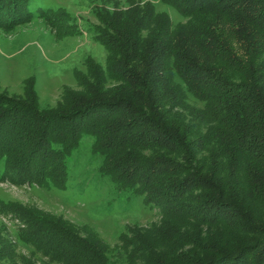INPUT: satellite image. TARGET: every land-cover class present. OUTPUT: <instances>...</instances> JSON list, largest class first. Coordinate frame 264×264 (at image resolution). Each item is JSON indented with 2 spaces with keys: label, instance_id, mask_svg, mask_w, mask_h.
Returning a JSON list of instances; mask_svg holds the SVG:
<instances>
[{
  "label": "trees",
  "instance_id": "trees-1",
  "mask_svg": "<svg viewBox=\"0 0 264 264\" xmlns=\"http://www.w3.org/2000/svg\"><path fill=\"white\" fill-rule=\"evenodd\" d=\"M159 1L183 20L152 0L94 11L106 65L86 57L54 109L0 95V181L66 188L67 157L91 134L115 192L141 196L160 221L112 248L3 203L21 224L17 241L0 237V264H264V0Z\"/></svg>",
  "mask_w": 264,
  "mask_h": 264
},
{
  "label": "rangeland",
  "instance_id": "rangeland-1",
  "mask_svg": "<svg viewBox=\"0 0 264 264\" xmlns=\"http://www.w3.org/2000/svg\"><path fill=\"white\" fill-rule=\"evenodd\" d=\"M114 1L125 0H29L26 7L5 0L7 6L0 16V95L33 102L42 110L57 107L64 89L78 86L75 71L85 70L86 57L106 65L107 51L94 40L90 28L99 22L94 11L112 8ZM152 1L173 23L183 20L175 7ZM24 7L32 18H22ZM42 11L52 14L42 17ZM25 118L21 112L20 119ZM94 140L93 135L83 134L68 155L66 188L0 181V237L14 242L20 231L21 220L3 207L7 202L62 217L83 233L92 230L112 248L130 227L160 221V209L146 206L141 196L124 197L115 192L110 178L100 172L103 157L93 152ZM32 251L17 242L18 253L28 256ZM40 264L44 263L40 260Z\"/></svg>",
  "mask_w": 264,
  "mask_h": 264
}]
</instances>
